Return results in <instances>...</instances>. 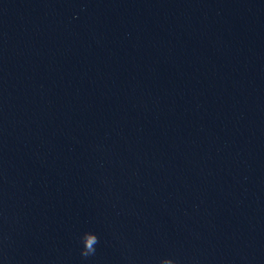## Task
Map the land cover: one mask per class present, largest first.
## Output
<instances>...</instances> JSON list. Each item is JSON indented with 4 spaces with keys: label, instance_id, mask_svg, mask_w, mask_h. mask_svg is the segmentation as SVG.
Segmentation results:
<instances>
[{
    "label": "water",
    "instance_id": "water-1",
    "mask_svg": "<svg viewBox=\"0 0 264 264\" xmlns=\"http://www.w3.org/2000/svg\"><path fill=\"white\" fill-rule=\"evenodd\" d=\"M0 264H264V0H0Z\"/></svg>",
    "mask_w": 264,
    "mask_h": 264
},
{
    "label": "clouds",
    "instance_id": "clouds-1",
    "mask_svg": "<svg viewBox=\"0 0 264 264\" xmlns=\"http://www.w3.org/2000/svg\"><path fill=\"white\" fill-rule=\"evenodd\" d=\"M93 242L98 243V240H96L95 237H90L89 240L87 241V245L90 247L91 243H93ZM81 255L87 257L88 253L87 252H83V253H81Z\"/></svg>",
    "mask_w": 264,
    "mask_h": 264
}]
</instances>
